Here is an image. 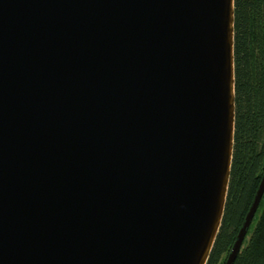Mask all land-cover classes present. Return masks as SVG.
<instances>
[{
	"label": "water",
	"instance_id": "1",
	"mask_svg": "<svg viewBox=\"0 0 264 264\" xmlns=\"http://www.w3.org/2000/svg\"><path fill=\"white\" fill-rule=\"evenodd\" d=\"M233 0H0V264H205L233 147ZM264 193V173L225 264Z\"/></svg>",
	"mask_w": 264,
	"mask_h": 264
},
{
	"label": "trees",
	"instance_id": "2",
	"mask_svg": "<svg viewBox=\"0 0 264 264\" xmlns=\"http://www.w3.org/2000/svg\"><path fill=\"white\" fill-rule=\"evenodd\" d=\"M233 14L232 159L220 226L205 264H225L264 173V0H233ZM263 198L264 193L232 264H264Z\"/></svg>",
	"mask_w": 264,
	"mask_h": 264
},
{
	"label": "rangeland",
	"instance_id": "3",
	"mask_svg": "<svg viewBox=\"0 0 264 264\" xmlns=\"http://www.w3.org/2000/svg\"><path fill=\"white\" fill-rule=\"evenodd\" d=\"M264 199V198H263ZM259 214V213H258ZM258 214L256 215V217L258 216ZM253 223H255V222H253Z\"/></svg>",
	"mask_w": 264,
	"mask_h": 264
}]
</instances>
